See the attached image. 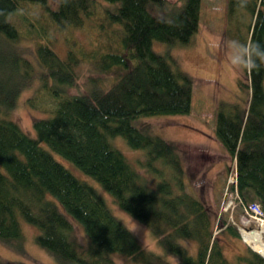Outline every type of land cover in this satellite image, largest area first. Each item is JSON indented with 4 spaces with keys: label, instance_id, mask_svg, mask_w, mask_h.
<instances>
[{
    "label": "trees",
    "instance_id": "obj_1",
    "mask_svg": "<svg viewBox=\"0 0 264 264\" xmlns=\"http://www.w3.org/2000/svg\"><path fill=\"white\" fill-rule=\"evenodd\" d=\"M103 1L108 6L102 10L97 0H58L55 8L47 0H0V113L8 115L34 81L31 105L53 98L44 110L50 115L33 120L36 137L11 118H0V241L20 250L23 219L37 228L35 243L57 264H128L118 256L143 264H232L214 234V211L186 185L177 144L136 124L142 117L191 112L193 78L168 49L191 44L203 0ZM226 5L230 26L247 19L243 42L264 43V0ZM87 20L97 24L103 40L61 57L50 27H81ZM24 40L35 43L31 58L20 46ZM155 42L164 47L155 48ZM82 61L93 64L96 75L73 91ZM244 72L246 82L238 80L243 98L219 103L214 131L236 160L238 195L264 207V66ZM116 137L144 150L143 158L131 162L113 143ZM53 153L146 225L164 254L145 248L97 189ZM73 220L88 237L86 244L74 240ZM220 223L240 237L233 223ZM246 252L235 264H264L258 252Z\"/></svg>",
    "mask_w": 264,
    "mask_h": 264
},
{
    "label": "rangeland",
    "instance_id": "obj_2",
    "mask_svg": "<svg viewBox=\"0 0 264 264\" xmlns=\"http://www.w3.org/2000/svg\"><path fill=\"white\" fill-rule=\"evenodd\" d=\"M57 1L47 0L51 8L56 7ZM97 1L98 7L102 10L108 6L103 0ZM175 1L177 0H169L170 3H175ZM227 18L226 0H203L199 28L193 35L191 44L168 49L176 58L179 66L193 78L191 112L184 115L142 117L137 120L136 124L146 131L177 144L178 153L185 170L186 185L197 198L204 201L214 211L216 217L214 234L219 237L224 256L229 262L235 264L238 261V256L246 255V247H250L238 227H243L242 220H244L246 213L237 204L235 194L231 193L230 188L227 189V179L229 172L234 169V162L217 140L214 122L217 106L220 102L231 103L235 102L236 97L243 98V90L239 89L238 80L246 82L245 70L234 69L226 62L223 57V44L228 39H238L243 42L247 19L245 17H242L243 20L239 18V23L236 26H233V23L230 26ZM50 30L53 35L52 47L61 57H64L70 48L80 46L89 51L98 44V39L103 40V37H100L102 35L97 24L89 20L81 27L53 28L51 26ZM20 46L23 48L24 55L31 58L35 49L34 41H21ZM154 47L160 49L164 46L155 42ZM95 71L93 64L80 62L77 67L78 84L72 90L85 88L90 78L94 74L96 75ZM102 77L104 80H108L105 75ZM36 87L37 82L34 81L31 86L20 92L15 106L6 111L8 115L0 113V118L2 116L11 118L31 137H36L33 120L50 115V113L45 114L44 110L46 105L53 102L51 97L41 98L31 105L29 99L34 96ZM113 143L134 164H136L137 159L143 158L144 150L130 148L121 138H114ZM42 146L46 147L44 144ZM53 154L77 177L87 181L97 189L105 198L111 211L125 222L145 248L164 254L146 225L120 209L114 202L112 195L94 179L85 175L70 161L56 153ZM230 200L232 203L228 207L227 204ZM222 219H226L236 226L240 232L239 238L232 237L224 230V227H221L220 221ZM218 220H220L219 223ZM20 222L24 231L21 249L11 248L0 241V259L25 264H57L45 250L35 243L34 235L38 231L37 228L23 219ZM248 227L252 231L260 230L258 223L255 222L249 223ZM72 236L80 244H86L88 241L82 226L74 220ZM261 239L264 242V233ZM117 261L128 264H143L125 256H118Z\"/></svg>",
    "mask_w": 264,
    "mask_h": 264
},
{
    "label": "clouds",
    "instance_id": "obj_3",
    "mask_svg": "<svg viewBox=\"0 0 264 264\" xmlns=\"http://www.w3.org/2000/svg\"><path fill=\"white\" fill-rule=\"evenodd\" d=\"M244 3L246 0H241V6H244ZM223 57L234 69H259L264 66V43L228 39L223 44Z\"/></svg>",
    "mask_w": 264,
    "mask_h": 264
},
{
    "label": "built area",
    "instance_id": "obj_4",
    "mask_svg": "<svg viewBox=\"0 0 264 264\" xmlns=\"http://www.w3.org/2000/svg\"><path fill=\"white\" fill-rule=\"evenodd\" d=\"M234 169H232L229 172V176L227 179V189L231 188L232 186L234 187V191L231 190V193L235 194V199L237 201V204L241 206L243 211L246 213V216L244 217V220H242V225L243 227H239L241 234L244 230H252L251 228L248 227V224L251 222L258 223V226L260 227L261 231V237L264 233V207L261 206V204L257 201H250V202H244L242 198L238 195L237 192V168H236V161H234ZM232 203V200H230L227 204L229 207ZM262 241V239H261ZM263 242V241H262ZM264 243V242H263Z\"/></svg>",
    "mask_w": 264,
    "mask_h": 264
},
{
    "label": "bare ground",
    "instance_id": "obj_5",
    "mask_svg": "<svg viewBox=\"0 0 264 264\" xmlns=\"http://www.w3.org/2000/svg\"><path fill=\"white\" fill-rule=\"evenodd\" d=\"M242 236L252 249L264 256V243L261 241V231L244 230Z\"/></svg>",
    "mask_w": 264,
    "mask_h": 264
},
{
    "label": "water",
    "instance_id": "obj_6",
    "mask_svg": "<svg viewBox=\"0 0 264 264\" xmlns=\"http://www.w3.org/2000/svg\"><path fill=\"white\" fill-rule=\"evenodd\" d=\"M259 253V252H258ZM260 254V253H259ZM261 256H263L262 254H260ZM264 257V256H263Z\"/></svg>",
    "mask_w": 264,
    "mask_h": 264
}]
</instances>
